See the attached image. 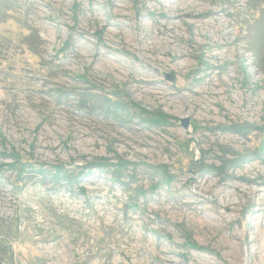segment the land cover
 <instances>
[{
	"label": "rangeland",
	"instance_id": "rangeland-1",
	"mask_svg": "<svg viewBox=\"0 0 264 264\" xmlns=\"http://www.w3.org/2000/svg\"><path fill=\"white\" fill-rule=\"evenodd\" d=\"M0 264H264V0H0Z\"/></svg>",
	"mask_w": 264,
	"mask_h": 264
},
{
	"label": "trees",
	"instance_id": "trees-1",
	"mask_svg": "<svg viewBox=\"0 0 264 264\" xmlns=\"http://www.w3.org/2000/svg\"><path fill=\"white\" fill-rule=\"evenodd\" d=\"M160 123H162V124L165 123V117L158 116L156 119L152 120L153 125L158 126V125H160ZM7 167H9L11 170L15 169L18 172V174L26 180V182H30L29 177L33 173L37 174V176H39L40 178L45 177L46 174L47 175H53V174L55 175L56 174L57 177L68 178L66 176L68 174L65 175V172H64L65 169L64 168H61L58 166L55 168L52 167V170H50V169L48 170L46 168V166H44V165H39V164L30 162L29 160H23L20 157H15V161L12 163V165H9Z\"/></svg>",
	"mask_w": 264,
	"mask_h": 264
},
{
	"label": "water",
	"instance_id": "water-1",
	"mask_svg": "<svg viewBox=\"0 0 264 264\" xmlns=\"http://www.w3.org/2000/svg\"><path fill=\"white\" fill-rule=\"evenodd\" d=\"M182 123L184 124V128H186L187 124H188V120L185 119V120L182 121Z\"/></svg>",
	"mask_w": 264,
	"mask_h": 264
}]
</instances>
